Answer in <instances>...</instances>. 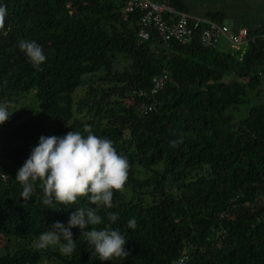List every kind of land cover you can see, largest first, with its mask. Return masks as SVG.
<instances>
[{
  "label": "trees",
  "instance_id": "trees-1",
  "mask_svg": "<svg viewBox=\"0 0 264 264\" xmlns=\"http://www.w3.org/2000/svg\"><path fill=\"white\" fill-rule=\"evenodd\" d=\"M154 1L186 13L183 0ZM125 2L0 0V105L12 113L0 124V264H264V92L246 118L233 116L248 91L261 94L264 42L232 51L205 48L197 37L168 48L155 33L139 41L140 15L125 16ZM203 18L223 23L218 12ZM247 31L264 35V26ZM25 39L46 55L40 70L19 49ZM162 72L169 81L139 115L131 91L149 89ZM86 127L129 163L123 191L114 192L113 208H100L104 223L95 226L118 213L111 226L129 254L111 261L93 255L79 228L71 229V255L59 245L36 250L40 234L67 225L87 199L45 206L37 182L25 201L16 180L41 136L86 135Z\"/></svg>",
  "mask_w": 264,
  "mask_h": 264
},
{
  "label": "clouds",
  "instance_id": "clouds-1",
  "mask_svg": "<svg viewBox=\"0 0 264 264\" xmlns=\"http://www.w3.org/2000/svg\"><path fill=\"white\" fill-rule=\"evenodd\" d=\"M6 16V6H0V27L4 26ZM19 49L33 68L41 69L47 58L35 40H21ZM11 114L7 106L0 105V124L5 123ZM84 132L87 134L72 130L63 137L41 136L38 145L18 170L16 180L23 188L21 197L25 201L33 197L37 182L42 191L41 202L45 206L53 202L71 206L81 197L87 199V206L77 207L69 215L67 225L57 221L40 234L33 242L36 250L59 245L62 254L71 255L76 248L71 229L79 228L80 236L93 246V255L101 261H111L114 257L129 254L125 251L127 241L124 235L111 226L117 221L118 213L108 212L110 223L102 229L95 226L104 223L98 215L100 208H113L114 192L123 191L129 163L126 157L117 153L110 139L93 134L90 127H86ZM181 142L174 140L171 143L176 147ZM89 205H95V208ZM89 226L91 230H86ZM135 226V219L128 222L129 228L134 229Z\"/></svg>",
  "mask_w": 264,
  "mask_h": 264
},
{
  "label": "built area",
  "instance_id": "built-area-1",
  "mask_svg": "<svg viewBox=\"0 0 264 264\" xmlns=\"http://www.w3.org/2000/svg\"><path fill=\"white\" fill-rule=\"evenodd\" d=\"M134 13L140 15V28L137 34L139 41H147L151 33H155L166 48L172 42L180 45L190 44L195 37L205 48H215L221 41L228 48L245 47L257 39L264 42V35L250 36L246 29H238L234 32L224 23L219 24L207 18L194 17L154 0H126L123 14L127 16ZM168 81V74L162 72L152 77L149 89L131 91L132 99L134 97L140 99L137 105L139 115L146 116L151 112L150 100L163 90ZM1 177L5 178L3 175Z\"/></svg>",
  "mask_w": 264,
  "mask_h": 264
},
{
  "label": "crops",
  "instance_id": "crops-1",
  "mask_svg": "<svg viewBox=\"0 0 264 264\" xmlns=\"http://www.w3.org/2000/svg\"><path fill=\"white\" fill-rule=\"evenodd\" d=\"M186 13L203 18L209 12L222 15L232 30H256L264 26V0H183ZM209 6V7H208Z\"/></svg>",
  "mask_w": 264,
  "mask_h": 264
},
{
  "label": "rangeland",
  "instance_id": "rangeland-1",
  "mask_svg": "<svg viewBox=\"0 0 264 264\" xmlns=\"http://www.w3.org/2000/svg\"><path fill=\"white\" fill-rule=\"evenodd\" d=\"M189 2L193 3V2H195V0H189ZM225 23H226V25H229V22H225ZM226 47L227 46L224 44L223 41H221V43L218 46L219 49H223V48H226ZM232 49H230V50H232V51H236L237 50L236 47L232 48ZM126 64H127V62H125V63L123 61L121 62V65H126ZM263 92H264V84H262V86H261V94H259V95L255 94V92H252V91H248L247 92V104L240 106L236 112H234V113L232 112L236 121L242 120V119L247 117L248 106H250L252 104L259 103L260 101H262ZM22 102H24V104H29V103H31V100L24 98L23 100H21V103ZM258 204L259 205H263L264 204V196L260 198ZM43 264H49V262L48 261H44Z\"/></svg>",
  "mask_w": 264,
  "mask_h": 264
}]
</instances>
